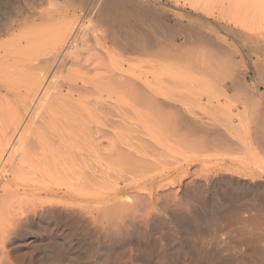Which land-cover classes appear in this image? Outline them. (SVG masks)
<instances>
[{
	"label": "bare ground",
	"instance_id": "1",
	"mask_svg": "<svg viewBox=\"0 0 264 264\" xmlns=\"http://www.w3.org/2000/svg\"><path fill=\"white\" fill-rule=\"evenodd\" d=\"M15 247L264 264V0H0V264Z\"/></svg>",
	"mask_w": 264,
	"mask_h": 264
},
{
	"label": "rangeland",
	"instance_id": "2",
	"mask_svg": "<svg viewBox=\"0 0 264 264\" xmlns=\"http://www.w3.org/2000/svg\"><path fill=\"white\" fill-rule=\"evenodd\" d=\"M166 2V0H164ZM226 102H228L232 108L236 107V104L231 102L230 100H224ZM245 164L247 166H254L253 163L251 161H245ZM63 213V212H62ZM58 214H61V212H58ZM48 228H45V232L47 231ZM43 230H40L39 232H34V231H30L27 233V238H28V243L29 244H33L34 242H36L37 239L44 238L41 240H45V239H49V233H45ZM61 232H56L54 233V235H56V237H60L61 236ZM37 235L38 236L37 238ZM48 235V236H47ZM12 254H13V258L14 260L17 262H15L16 264H30L31 262H33V256H32V252L30 250H20L19 251V247H15L12 248ZM164 250H160L155 258V264H163V260H164V255L162 254ZM20 252V253H19ZM113 253H108L107 256L104 255L102 256L99 260L96 261L95 264H127V257H125V250L121 251V252H116V250L112 251ZM15 254V255H14ZM72 257L75 261V264H84V262L82 261V257H81V252L79 251H75L72 253ZM32 264V263H31ZM40 264H57L54 262H51V260L49 259H43L40 261ZM67 264V263H66Z\"/></svg>",
	"mask_w": 264,
	"mask_h": 264
}]
</instances>
